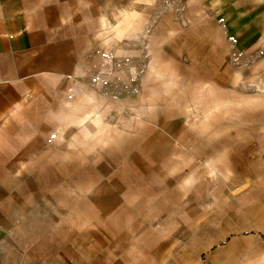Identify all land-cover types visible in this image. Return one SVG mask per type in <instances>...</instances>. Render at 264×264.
I'll return each mask as SVG.
<instances>
[{"label":"rangeland","instance_id":"1","mask_svg":"<svg viewBox=\"0 0 264 264\" xmlns=\"http://www.w3.org/2000/svg\"><path fill=\"white\" fill-rule=\"evenodd\" d=\"M125 10L135 11L137 21L120 35L117 23ZM96 13L95 35L89 37L95 43L80 50L79 74L59 81V90L43 97V131H32L30 146L14 148L19 161L0 166V182L12 192L1 199L10 196L9 203L22 215L32 216L31 221L25 217L21 235L34 230L41 236L31 246L43 247V234L59 229L76 234L82 244L80 235L89 231L82 223L94 216L118 225L119 234L133 240L130 247L144 237L175 234L173 264H264L261 243L245 242L253 251L239 259H232L228 243L214 254L211 242L187 244L191 255L182 249L184 230L194 238L197 224L215 217L242 181L264 170V103H232L239 96L264 94V87L257 88L264 86V42L238 54L228 43L215 41L206 0H97ZM100 16L111 35L100 26ZM125 18L120 26L130 25ZM200 29L206 35L200 36ZM199 41L201 51L192 52ZM206 61L208 66L202 67ZM204 82L212 93L205 104L193 107ZM218 99L228 104L213 107L205 116L203 110ZM70 103L93 109L99 119L92 137L74 126L77 139L71 146V136L61 141L56 137L67 125L62 112L70 110ZM107 128L119 130L126 139L107 141ZM128 142L142 174L139 188L122 197L112 182L128 166ZM208 158L217 166L212 176L203 173ZM56 169L57 177L46 183L43 172ZM191 172L195 181L184 190L182 179ZM73 174L86 182L78 178L71 184ZM144 182L155 183L157 191L146 193ZM73 207L79 225L68 219Z\"/></svg>","mask_w":264,"mask_h":264},{"label":"crops","instance_id":"2","mask_svg":"<svg viewBox=\"0 0 264 264\" xmlns=\"http://www.w3.org/2000/svg\"><path fill=\"white\" fill-rule=\"evenodd\" d=\"M96 1L0 0V166L19 161L15 158L14 148L30 146L27 141L31 140L32 131H43V97L59 90V81L79 74L80 50L85 43L90 41L95 43V40H89V37L93 36V33L95 35ZM206 11L209 21L216 26L215 41L228 43L234 52L245 53L264 42V2L260 4L255 0H206ZM124 17L130 25L120 26ZM134 21H137L135 11L121 12L117 23L120 35L126 33ZM99 24L104 26L103 31L111 35L110 30H107L104 16L99 17ZM203 35L206 33L200 29V36ZM200 43L201 41L197 42L192 52L201 51ZM207 49L205 47V51ZM202 65L206 67L208 62ZM262 87L264 86H257L258 89ZM197 93L199 94L195 95L193 107L199 106L201 102L205 104V98L212 93V86L204 82ZM226 102L218 99L213 102L210 109L203 110V113L207 116L214 111L213 107L216 110L220 104L227 105ZM232 103L236 107L250 105L257 107L264 103V94L239 96ZM68 106L70 110L67 113L62 112V118L67 121V125L59 129L60 132L56 137L61 141L65 140L66 136H71L67 142L71 146L77 139V136L72 134L74 126L79 127L85 136L92 137L99 128V119L95 117L93 109H85L81 103H70ZM259 127L253 128L259 129ZM260 130L264 132V127ZM106 132H111L108 137L104 134L108 138L107 141L125 138L119 130L109 131L107 128ZM127 144L125 151L129 154L128 166L119 170L112 182L122 197H125L129 191L139 188L142 174L141 169L134 164L135 155L132 153L131 143ZM103 162L105 165L108 164L107 160ZM205 166L203 173L206 176L215 174L217 166L211 158L207 159ZM56 172L59 173V170L43 172L46 183L52 182L57 177ZM71 176L72 178H69L71 184L79 181L78 178L86 182L85 177L81 175ZM194 181L195 176L191 172L182 179V188L189 189ZM4 184L0 182V264H169L170 262L173 264L175 262L177 247L172 238L175 234L167 233L154 240L152 237H144L141 242L130 247L128 243L133 240L120 235L118 225L107 224L94 216L82 223V227L89 229L87 233L79 234L82 244L76 234L56 229L54 233L43 234V247L39 243L32 247V239L41 235L34 234V230L33 234L21 235L22 228L20 230L19 228L24 226L25 217L31 221L32 216L22 215L14 204L9 203V200L12 201L10 196L5 200L1 199V195L12 193L11 188ZM142 187L147 190L146 193L158 189L155 183L144 182ZM228 199V205L217 211L215 217L197 224L198 234L194 238L190 233L183 231V252H189L190 255L193 253L192 247L187 244L199 242L200 245H207L211 242L215 243L210 248L213 249L210 253L214 254L217 249L224 247L222 246L224 243H228V247L234 250L232 259H239L243 258L245 253L248 256L253 251V247L246 246L245 242L264 244V170L242 181ZM86 204L90 206L93 203L90 204L88 200ZM78 217L76 207H73V213L68 219L77 220L73 223L79 225ZM211 237H214L215 241ZM244 248L248 250L244 252ZM196 253L194 252L195 263H197Z\"/></svg>","mask_w":264,"mask_h":264},{"label":"bare ground","instance_id":"3","mask_svg":"<svg viewBox=\"0 0 264 264\" xmlns=\"http://www.w3.org/2000/svg\"><path fill=\"white\" fill-rule=\"evenodd\" d=\"M125 22V21H124ZM124 25V24H123Z\"/></svg>","mask_w":264,"mask_h":264}]
</instances>
